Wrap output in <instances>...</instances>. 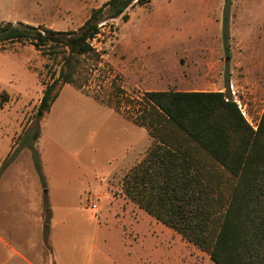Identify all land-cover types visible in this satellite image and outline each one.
Returning <instances> with one entry per match:
<instances>
[{
    "label": "rangeland",
    "instance_id": "1",
    "mask_svg": "<svg viewBox=\"0 0 264 264\" xmlns=\"http://www.w3.org/2000/svg\"><path fill=\"white\" fill-rule=\"evenodd\" d=\"M107 1L0 0V25L23 21L77 30ZM126 13L127 21L104 22L93 40L103 58L95 70L85 63L84 87L64 85L43 117L36 112L56 64L28 41L0 45V264L15 251L32 264H215L148 217L122 182L153 141L135 122L143 94L183 82L177 75L166 86L164 70L173 67L176 54L179 70L188 56L217 62L222 80L210 82H223L246 105L247 120L259 123L264 0H150ZM233 13L248 47L236 53L235 86L224 23ZM253 53L261 64L246 74ZM13 256L15 264H26Z\"/></svg>",
    "mask_w": 264,
    "mask_h": 264
},
{
    "label": "trees",
    "instance_id": "2",
    "mask_svg": "<svg viewBox=\"0 0 264 264\" xmlns=\"http://www.w3.org/2000/svg\"><path fill=\"white\" fill-rule=\"evenodd\" d=\"M149 2L108 0L77 30L0 25L1 48L28 41L57 66L36 116L51 110L64 85L84 87L85 63L95 70L103 58L93 46L103 23L127 21L130 7ZM143 95L135 122L153 141L123 177L126 196L215 264H264V111L255 129L227 91Z\"/></svg>",
    "mask_w": 264,
    "mask_h": 264
},
{
    "label": "crops",
    "instance_id": "3",
    "mask_svg": "<svg viewBox=\"0 0 264 264\" xmlns=\"http://www.w3.org/2000/svg\"><path fill=\"white\" fill-rule=\"evenodd\" d=\"M224 23H225V26L227 27L228 39H229V41H231L230 46L233 49V53H232L233 62H231V63H233V65L231 66L230 71L228 72V77L230 78V83L235 86L234 82H235V79L237 77V71H236L237 61L239 60V62L241 63V59L240 58L237 59L236 53L237 52L241 53V50L243 49V47L244 48H248V47H246L243 40L241 39L240 31L238 29L239 22L237 19V15L235 13H233L229 17L225 16L224 17ZM153 46H155V45H153ZM235 49H236V52H235ZM183 54H185V53H183ZM253 54L255 57H252L251 59H249V61L251 63H253V66H252V68L246 66V71H245L246 74H254L255 70H257L255 68H259V66L261 64V62L259 61L260 60L259 55L258 54L256 55L255 53H253ZM176 55H178V54H176ZM176 55H174V58L172 57L174 60L173 67L168 66L167 67L168 70L166 68L164 70V71H167L169 73V76L166 77V78H168V82H166L167 83L166 86L171 85L170 81L173 79H176L177 75H179V79H183V82L178 83L177 86H171L167 89L149 90V91L174 90V91H178V92H218V91L219 92L220 91L225 92V89L227 91V88L222 86L223 82L222 83L217 82L216 84L210 82L211 80H213V78H216L218 81L222 80L221 77H222V74L224 73V70L221 67H219L217 62L210 61L206 57H204V58L203 57H200V58L199 57H196V58L190 57L186 53L185 55L188 56L189 63H187L186 67L179 70L177 68V65H181V62L178 61ZM199 66H201V67L199 68ZM219 75H220V78H219ZM211 86H212V88H211ZM215 86H218V88H216ZM244 107L246 108V105ZM263 111H264V108L262 110V113H263ZM140 209L143 210L142 208H140ZM143 211L146 213V215H148V217L153 218L156 220V222L161 223L156 218H154L153 216L148 214L145 210H143ZM148 223H150V221ZM161 224H163V223H161ZM149 226H150V224H149ZM164 226H166V225H164ZM167 228L169 230H172L173 232H175L173 229H171L169 227H167ZM176 234H177V236H180L182 238V236L180 234H178V233H176ZM155 237L158 238L157 236H155ZM184 241H186V240H184ZM187 243H189V242H187ZM189 244H191V243H189ZM11 250H13V249H11ZM13 255L19 257L26 264H32V262H30L20 251H15L7 260H5L3 262V264H15L14 260H13V258H14Z\"/></svg>",
    "mask_w": 264,
    "mask_h": 264
},
{
    "label": "built area",
    "instance_id": "4",
    "mask_svg": "<svg viewBox=\"0 0 264 264\" xmlns=\"http://www.w3.org/2000/svg\"><path fill=\"white\" fill-rule=\"evenodd\" d=\"M232 93H233L234 96L236 95V92L233 91ZM233 99H234L235 102H237V104H238L240 110H241L242 113L245 115V108L242 106V103L240 102V100L237 99L236 96H235ZM250 124H251V123H250ZM251 125H252V124H251ZM252 126H253L255 129L257 128V125H256V126L252 125Z\"/></svg>",
    "mask_w": 264,
    "mask_h": 264
}]
</instances>
